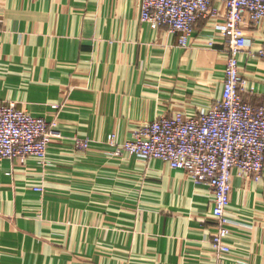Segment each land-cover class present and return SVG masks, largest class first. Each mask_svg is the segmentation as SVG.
<instances>
[{"label": "crops", "instance_id": "obj_1", "mask_svg": "<svg viewBox=\"0 0 264 264\" xmlns=\"http://www.w3.org/2000/svg\"><path fill=\"white\" fill-rule=\"evenodd\" d=\"M215 4L220 16L199 19L182 47L142 21L141 0H0V101L52 124L46 161H0V264H264V172L233 171L222 256L208 186L159 160L117 157L106 142L221 97L225 6ZM244 32L242 94L259 107L264 19L248 18Z\"/></svg>", "mask_w": 264, "mask_h": 264}, {"label": "built area", "instance_id": "obj_2", "mask_svg": "<svg viewBox=\"0 0 264 264\" xmlns=\"http://www.w3.org/2000/svg\"><path fill=\"white\" fill-rule=\"evenodd\" d=\"M215 3L225 6L227 61L221 97L205 113L162 116L139 127L131 139L122 141L112 133L106 142L117 157L128 154L159 160L186 172L196 185L208 186L216 221L211 243L215 252L223 256L231 252L227 210L233 171L256 181L264 172V105L256 107L244 98L248 82L239 71L240 56L250 46L244 25L248 18L252 23L264 19V0H141V19L152 29L167 27L179 35L180 46L187 47L199 19L220 16ZM257 55L264 60V42ZM51 128L45 116L0 101V161L25 162L29 157L46 161ZM74 142L82 150L90 147L88 139ZM34 189L43 190L40 186Z\"/></svg>", "mask_w": 264, "mask_h": 264}]
</instances>
